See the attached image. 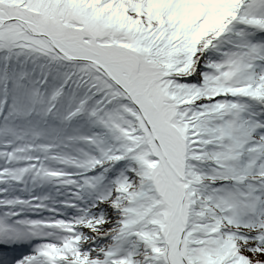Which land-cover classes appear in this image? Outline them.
Listing matches in <instances>:
<instances>
[{"label": "snow or ice", "instance_id": "snow-or-ice-1", "mask_svg": "<svg viewBox=\"0 0 264 264\" xmlns=\"http://www.w3.org/2000/svg\"><path fill=\"white\" fill-rule=\"evenodd\" d=\"M0 264H264V0H0Z\"/></svg>", "mask_w": 264, "mask_h": 264}]
</instances>
